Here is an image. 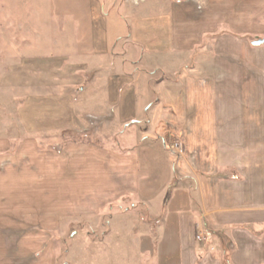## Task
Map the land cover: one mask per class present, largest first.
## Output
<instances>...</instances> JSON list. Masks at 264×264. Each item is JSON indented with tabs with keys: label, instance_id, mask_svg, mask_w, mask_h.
I'll use <instances>...</instances> for the list:
<instances>
[{
	"label": "crops",
	"instance_id": "crops-1",
	"mask_svg": "<svg viewBox=\"0 0 264 264\" xmlns=\"http://www.w3.org/2000/svg\"><path fill=\"white\" fill-rule=\"evenodd\" d=\"M170 1L160 12L132 10L130 19L136 21L122 39H111L107 17L103 18L92 27L95 47L85 57L72 52L35 59V73H48L34 81L35 87L62 86L71 95L67 100L75 113L73 123L83 101L94 106L100 98L95 108L116 110V124L144 121L140 111L146 108L177 127L186 154L177 163L169 159L167 169L174 174L159 191L139 181L142 175L145 181L152 178L157 142L165 149L166 136L142 138L122 160L125 175L138 179L141 196L152 199L166 191L163 212L155 214L157 264H264V48L248 49L244 56L251 64L240 72L234 60L242 55L221 53L217 41L210 55L207 45L196 54L195 70L183 72L184 62L203 45L204 35L216 31L220 14L215 5L198 13L194 6ZM112 44L118 49L112 50ZM116 65L121 68L117 72ZM125 66L130 73H124ZM141 67L150 73L140 72ZM157 70L165 73L155 84L150 77ZM56 75L67 80L56 81ZM140 80L143 87L137 85ZM76 91L84 100L77 101ZM151 122L145 120L144 125ZM16 152L10 159L0 157V264H35V257L22 253L23 210L13 213L23 207V199L11 193L23 186L11 179L21 170V164L11 161L21 160L23 155ZM200 233L207 243L196 240Z\"/></svg>",
	"mask_w": 264,
	"mask_h": 264
},
{
	"label": "rangeland",
	"instance_id": "rangeland-1",
	"mask_svg": "<svg viewBox=\"0 0 264 264\" xmlns=\"http://www.w3.org/2000/svg\"><path fill=\"white\" fill-rule=\"evenodd\" d=\"M170 2L194 6L198 13L215 5L220 14L216 31L204 35L203 45L188 55L183 72L195 70L196 54L207 45L210 55L217 41L221 53L242 55L234 60L237 71L251 64L244 54L256 49L253 41L264 39V0ZM166 5V0H0V157L10 159L16 151L23 155L21 160H11L21 164L11 179L15 185L23 182L11 192L23 199V207L13 213L23 210L22 253L35 257V264H157L155 214L163 212L166 191L152 199L141 196L138 179L125 175L122 160L142 138L166 136L165 149L157 142L152 178H139L159 191L174 174L167 169L169 159L172 164L181 159L168 155L169 145L179 142L182 155L186 154L177 127L169 124L170 118L146 108L140 111L144 121L116 124V110L95 108L100 98L94 106L83 101L73 123L75 113L67 100L71 95L62 86H56L59 90L50 85L35 87L34 81L48 75L35 73V59H56L72 52L85 57L95 47L92 27L103 18L107 17L111 39H122L136 21L130 19L132 10L160 12ZM111 48L118 49L113 44ZM97 59L100 64L104 56ZM140 72L150 73L143 67ZM124 73H130V67L125 66ZM154 73L153 83L165 72ZM59 79L67 77L56 75L54 80ZM140 81L137 85L143 87ZM75 93L78 102L84 100L81 92ZM149 119L151 125H144ZM148 201L152 204H142Z\"/></svg>",
	"mask_w": 264,
	"mask_h": 264
},
{
	"label": "built area",
	"instance_id": "built-area-1",
	"mask_svg": "<svg viewBox=\"0 0 264 264\" xmlns=\"http://www.w3.org/2000/svg\"><path fill=\"white\" fill-rule=\"evenodd\" d=\"M170 150L175 156H179L180 158L183 156L182 153H184V150L182 149V145L180 143H171L170 145ZM196 240L200 243H207V237L204 234H198L196 236Z\"/></svg>",
	"mask_w": 264,
	"mask_h": 264
},
{
	"label": "water",
	"instance_id": "water-1",
	"mask_svg": "<svg viewBox=\"0 0 264 264\" xmlns=\"http://www.w3.org/2000/svg\"><path fill=\"white\" fill-rule=\"evenodd\" d=\"M252 44V48L253 47H261V46H264V39H260V40H257V41H253Z\"/></svg>",
	"mask_w": 264,
	"mask_h": 264
}]
</instances>
